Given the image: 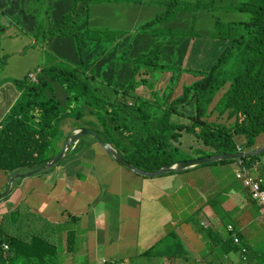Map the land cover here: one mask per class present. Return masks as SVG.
<instances>
[{
  "label": "trees",
  "instance_id": "obj_1",
  "mask_svg": "<svg viewBox=\"0 0 264 264\" xmlns=\"http://www.w3.org/2000/svg\"><path fill=\"white\" fill-rule=\"evenodd\" d=\"M104 2L118 0H0V15L11 18L16 34L32 36L38 43L44 40L50 48L46 50L50 63L33 71L36 80L29 75L15 79L19 96L0 126V169L10 175L25 173L58 155L59 143L67 135L62 119L71 111L83 116L82 123L73 127L92 130L126 161L145 171L190 159L180 157L181 148L174 144L183 132L194 135L204 147L194 150L195 159L255 148L257 138L264 134V0H159L157 4L164 10L137 29H102L110 37L119 32L109 46L103 45L104 38L89 35L101 30L90 26L91 5ZM139 31L148 38L139 40ZM126 42L138 49L140 44L143 49L129 73L139 64L154 63L149 72L184 68L203 75L163 104L159 91L153 92L154 99L134 95L130 80L124 81L127 73L122 66L109 65L115 55L120 56V45ZM69 47L73 51L67 50ZM185 58L187 67H183ZM104 66H109L111 75ZM181 74L174 75L169 88L178 84ZM222 89L225 91L214 110L220 117L228 114L232 121L208 122L204 120L208 109ZM90 137L94 138L83 135L43 172L65 162L73 150L77 153L90 148ZM6 141H11V152ZM261 156L264 153L217 162L239 161L249 170L256 168L264 178ZM19 179L13 180L11 188ZM236 235L238 244L232 233L229 237L219 235L221 241L212 246V253L216 247L223 253L232 247L240 252L247 249L237 229ZM7 242L31 253L51 250L55 254L54 245L42 239L39 244L29 243L1 232L0 264L8 263L1 246ZM38 255L32 254L26 263L53 261V254L36 260ZM10 264H18L11 252Z\"/></svg>",
  "mask_w": 264,
  "mask_h": 264
},
{
  "label": "crops",
  "instance_id": "obj_2",
  "mask_svg": "<svg viewBox=\"0 0 264 264\" xmlns=\"http://www.w3.org/2000/svg\"><path fill=\"white\" fill-rule=\"evenodd\" d=\"M8 64L0 59V126L19 96L17 87H11V75L4 74ZM259 139L255 148L264 146ZM5 144L11 152V141ZM63 145L61 141V150ZM99 163L108 170L92 172L90 166ZM259 163L264 166L262 159ZM199 169L204 171L200 175H207L206 166ZM189 170L136 175L117 163L98 141L77 153L73 150L65 162L45 172L16 178L10 192L0 199V233L29 243L39 244L42 239L54 245L55 254L51 250L31 253L7 242L1 244L3 259L10 264L11 252L18 264H27L32 254H40L36 260L53 254L51 264H227L240 250L232 247L223 253L216 247L212 253V246L221 241L219 235L229 237L227 228L233 224L248 246L246 252L258 249L260 213L242 183L238 180L241 187L217 188L204 177L205 185L185 190L196 172ZM128 176L136 179L132 191L126 187ZM9 177L8 171L0 169V192ZM199 222L203 229L197 227Z\"/></svg>",
  "mask_w": 264,
  "mask_h": 264
},
{
  "label": "rangeland",
  "instance_id": "obj_3",
  "mask_svg": "<svg viewBox=\"0 0 264 264\" xmlns=\"http://www.w3.org/2000/svg\"><path fill=\"white\" fill-rule=\"evenodd\" d=\"M158 1L159 0H118V2L93 3L91 5V12L88 16L89 23L93 30H101H98L97 32H89V35L97 39L104 38L103 45L105 44L109 46L112 44V39H114L119 32L110 37V34L108 32H104L102 29H117L118 31H120L121 29H137L139 26L150 21L158 13L164 10V8H159V5L157 4ZM10 21V17L0 15V58L1 56L5 55L2 63L6 61V63L8 64L9 62L6 68L7 73L6 71H4V74L11 75V82H14V84H11L12 87V85H15V79H21L29 75L31 71L35 72L38 67L44 65L47 66L50 63V59L49 57H47L46 52V50H50V48L49 46H45V44L43 43L44 40H42L41 43H38L32 36L26 34H16L15 32H18V30L16 27H11ZM17 27L20 28L19 26ZM8 28H10V30H7ZM106 38L109 39L106 40ZM147 38L148 36L145 32L139 31V40ZM10 39L11 41H8ZM119 40H123V37H119ZM120 47L123 54L121 53L120 56L115 55L114 61L109 62V65L114 64V66L116 67L118 65L122 66L124 71L127 73L124 77V81L127 82L128 80H130V91L134 95L140 94L143 97L154 99L153 92L159 91V94L161 96L159 101L161 102V104H163L165 101L179 96L183 92V86L191 84L196 79V77H200L203 75H195L184 68H182L183 71H160L152 69L149 72L151 66L154 65V63L139 64L133 69L131 73H129L134 60H136L138 54L143 50L142 46L139 44V49L136 47L133 48L130 46L129 42H126L124 46L120 45ZM127 49H130L129 52L124 54L125 50ZM67 50L73 51V47H69ZM123 56L124 58H122ZM4 66L1 68V70L4 68ZM183 67H187V58H185ZM103 69L105 72H108V74L111 75L109 66H104ZM179 73L182 74L179 76L178 84L169 88L170 82H172L174 75ZM32 77L34 78V76ZM113 79L114 77H112V80ZM147 79L150 80V83L146 82ZM167 91H169V93H167ZM224 91L225 89L219 90V93L216 95L213 103L209 107L207 116L204 120L213 123L220 122L226 124L232 121V119H227L228 114L220 117L219 114L214 110L216 103L218 102ZM154 115H158V112H154ZM82 117L83 116L80 115L78 111H71L62 119V122L65 123L63 125V128L67 133L64 141H66L70 135H73L72 133L75 129H77L73 126L80 125L82 123V120L80 121ZM92 136L94 138L90 137L89 140H91L90 142L94 143L95 141L93 140L97 139V137L95 135ZM262 140H264V137L259 139V141ZM238 142L242 143L243 140L239 139ZM174 144L176 146L178 145L181 148L180 157L185 156L187 158L194 157V150L204 148L200 140L196 139L194 135L186 132L182 133L179 139V143L177 144L175 142ZM100 147L102 148L104 146L100 143ZM82 150H85V148H83ZM260 158H262L264 163V156H261ZM171 164L173 163L166 165ZM201 165L208 168L207 175H200L198 173L203 171V169H199ZM96 169L101 173H104L108 170V168L101 163H99L98 167H96L95 164L90 166V170L92 172ZM238 169H240L239 161L225 163L210 162L196 165L190 168L189 172H196L193 174V176L190 177V182H187L185 184V187L187 188L184 189L188 190L191 187H201L202 185H205L202 183V178L204 177L212 179L214 183L218 185L217 188L224 186L225 189H228L230 185L241 187V183L236 179V170ZM254 172L255 174H252L253 176H260L258 170H255ZM163 174L169 173L167 172ZM135 183L136 179L128 176L126 187H129L132 191ZM5 189L6 186L0 192V195L4 193ZM7 193H9V191ZM188 193L192 195V192L188 191ZM181 195L185 196L184 191L181 192ZM181 199L182 198L180 196H176V200ZM250 201L251 200L249 199V202ZM170 205L173 207V204ZM209 205L212 206V203L209 202ZM257 218V229L260 230L259 237H261V241L258 240L257 242L259 248L255 251L251 250L246 254L241 252H234L233 257L230 259V261L227 262V264H264V231H262V229H264V220H262L260 216ZM226 222L227 221L224 220V223ZM197 227L203 229L200 222L197 224ZM244 257H246V260H244ZM122 263L127 264L125 262H121L120 264ZM110 264H114V261L110 262Z\"/></svg>",
  "mask_w": 264,
  "mask_h": 264
},
{
  "label": "water",
  "instance_id": "obj_4",
  "mask_svg": "<svg viewBox=\"0 0 264 264\" xmlns=\"http://www.w3.org/2000/svg\"><path fill=\"white\" fill-rule=\"evenodd\" d=\"M73 135L69 136L67 138L66 141H64V145H63V149L61 150V152L56 155L54 158L50 159L49 161L41 164L40 166L33 168L31 170H29L28 172L25 173H18V172H14L10 175V177L7 179V183H6V189L4 191V193H2L0 195V198H2L3 196H5L7 194V192L10 190L11 184L13 182L14 179L16 178H23L26 176H30L36 173H40L43 172L45 169L53 166L54 164H56L62 157H64L68 151L69 148H71L74 144H76L79 139L86 134H90V135H95L97 137V141L99 143H101L105 149V151L120 165L128 168L129 170L138 173L140 175L143 176H156L159 174H162L164 172L167 171H173V170H181L184 168H191L194 167L196 165L199 164H205V163H210V162H217V161H222V160H239L242 158H247L250 156H256V155H260L264 152V146L260 147V148H256L255 150H251L248 152H242V153H236V154H218V155H213V156H205L204 158H197V159H186V160H179L177 162H174L171 165H166L163 167H159L157 169L151 170V171H145V170H141L139 168H137L136 166H134L133 164H131L130 162L126 161L117 151L116 149L112 146V144L105 142L100 136H98L95 132H93L92 130L86 128V127H82L79 128L77 130H74V132L72 133Z\"/></svg>",
  "mask_w": 264,
  "mask_h": 264
},
{
  "label": "built area",
  "instance_id": "obj_5",
  "mask_svg": "<svg viewBox=\"0 0 264 264\" xmlns=\"http://www.w3.org/2000/svg\"><path fill=\"white\" fill-rule=\"evenodd\" d=\"M34 76V78L32 77ZM29 77L36 80V73L30 72ZM241 169L236 171V178L242 182L245 189L249 192L250 198L255 202L259 209L260 217L264 220V179L260 176H253L244 165L240 162ZM228 230L234 233V241L236 244L240 242V238L236 235L234 226H229ZM246 253V249L243 250ZM124 264V263H122Z\"/></svg>",
  "mask_w": 264,
  "mask_h": 264
},
{
  "label": "clouds",
  "instance_id": "obj_6",
  "mask_svg": "<svg viewBox=\"0 0 264 264\" xmlns=\"http://www.w3.org/2000/svg\"><path fill=\"white\" fill-rule=\"evenodd\" d=\"M260 137V136H259ZM258 139V138H257ZM257 142V141H256ZM257 148V147H256ZM256 148H254V149H252V150H255ZM248 151H251V150H241V152H248ZM240 160V159H239ZM243 164V163H242ZM239 165H240V162H239ZM244 165V164H243ZM242 167L240 166V169H241ZM244 168H246L245 166H244ZM247 169V168H246ZM251 174H255V170H257L256 168L254 169V170H249V169H247ZM237 171V170H236ZM260 175V174H259ZM260 177H261V175H260ZM263 178V177H262ZM264 179V178H263ZM238 180V179H237ZM241 182V181H240ZM242 183V182H241ZM243 185V184H242ZM244 187V186H243ZM245 188V187H244ZM248 192V191H247ZM248 194H249V192H248ZM249 197H250V194H249ZM229 226H233V225H229ZM228 226V227H229ZM227 230H228V228H227ZM228 232L229 233H232V232H230L229 230H228ZM233 235H234V233H232ZM247 250V249H246ZM242 253H243V250H242ZM247 253V252H246ZM245 253V254H246ZM244 259L246 260V257H244Z\"/></svg>",
  "mask_w": 264,
  "mask_h": 264
}]
</instances>
